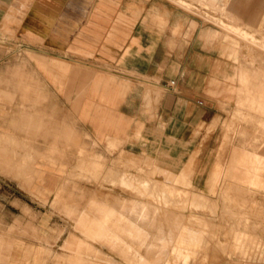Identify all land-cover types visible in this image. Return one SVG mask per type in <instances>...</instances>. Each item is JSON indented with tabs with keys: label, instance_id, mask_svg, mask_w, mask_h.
<instances>
[{
	"label": "rangeland",
	"instance_id": "374dc122",
	"mask_svg": "<svg viewBox=\"0 0 264 264\" xmlns=\"http://www.w3.org/2000/svg\"><path fill=\"white\" fill-rule=\"evenodd\" d=\"M133 1L137 21L145 12L165 13V4L200 17L219 31L228 57L248 69L231 89L246 98L225 110L221 123L215 193L192 183L191 149L171 140L138 135V147L124 148L126 140L102 146L74 122L64 124L61 108L55 124L44 111L39 119L16 117L17 82L31 75L26 66L37 56L8 35L0 42V90L7 89L0 105L12 108V127L22 125L24 136L46 146L0 136V264H264V156L251 152L236 168L240 148L264 155V30H249L258 42L216 0ZM41 170L54 173L43 188ZM10 197L23 209H11Z\"/></svg>",
	"mask_w": 264,
	"mask_h": 264
},
{
	"label": "crops",
	"instance_id": "0c3cea01",
	"mask_svg": "<svg viewBox=\"0 0 264 264\" xmlns=\"http://www.w3.org/2000/svg\"><path fill=\"white\" fill-rule=\"evenodd\" d=\"M216 3L223 4L242 31L259 42L249 30H264V0ZM134 4L133 0H0V42L12 35L37 56L26 66L31 75L17 82L21 84L14 96L17 103L12 104L14 115L39 119L44 111L49 118L45 121L55 124L61 118L55 109L61 108L68 116H63L64 124L74 122L102 146L126 140L124 148L138 147V135L171 140L178 149H191L192 183L215 193L221 173L216 155L225 134L221 123L225 110L246 98H238L231 89L247 78L248 69L228 57L219 31L200 17L165 4V13L145 12L137 21ZM158 17L165 19L163 24ZM247 53L241 49L242 56ZM145 80L149 86L140 84ZM170 81L174 84L168 87ZM9 109L0 105V136L33 148L46 146L24 136L22 125L20 130L17 123L12 127ZM251 152L264 156L240 148L236 168L248 162ZM41 171L43 188L54 173ZM10 201L16 205L8 204L11 209H23L16 197ZM0 207L2 211L4 206Z\"/></svg>",
	"mask_w": 264,
	"mask_h": 264
},
{
	"label": "built area",
	"instance_id": "2783aa9c",
	"mask_svg": "<svg viewBox=\"0 0 264 264\" xmlns=\"http://www.w3.org/2000/svg\"><path fill=\"white\" fill-rule=\"evenodd\" d=\"M174 84V81H170L168 87L172 86ZM199 104H201V102H199Z\"/></svg>",
	"mask_w": 264,
	"mask_h": 264
},
{
	"label": "bare ground",
	"instance_id": "6f19581e",
	"mask_svg": "<svg viewBox=\"0 0 264 264\" xmlns=\"http://www.w3.org/2000/svg\"><path fill=\"white\" fill-rule=\"evenodd\" d=\"M107 213H108V212H107ZM84 215H85V214H84ZM100 215H101V214H100ZM103 215H104V214H103ZM89 216H90V214H89ZM104 216H105V215H104ZM102 217H103V216H102ZM102 217H101V218H102ZM239 243H240V242H239Z\"/></svg>",
	"mask_w": 264,
	"mask_h": 264
}]
</instances>
